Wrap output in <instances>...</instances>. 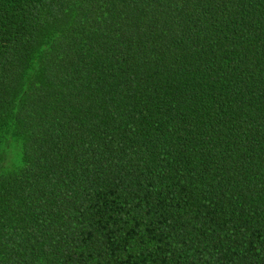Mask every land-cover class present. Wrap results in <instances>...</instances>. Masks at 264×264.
Segmentation results:
<instances>
[{"label":"trees","instance_id":"trees-1","mask_svg":"<svg viewBox=\"0 0 264 264\" xmlns=\"http://www.w3.org/2000/svg\"><path fill=\"white\" fill-rule=\"evenodd\" d=\"M0 264H264V0H0Z\"/></svg>","mask_w":264,"mask_h":264}]
</instances>
